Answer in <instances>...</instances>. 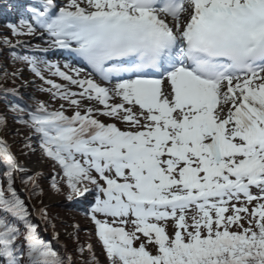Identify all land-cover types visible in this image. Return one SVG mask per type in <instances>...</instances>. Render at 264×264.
I'll use <instances>...</instances> for the list:
<instances>
[{"label":"rangeland","instance_id":"obj_1","mask_svg":"<svg viewBox=\"0 0 264 264\" xmlns=\"http://www.w3.org/2000/svg\"><path fill=\"white\" fill-rule=\"evenodd\" d=\"M61 2L60 0H58ZM76 0H65L61 4L66 6L74 5ZM23 28L30 27V29L26 30V36L24 33H20L18 35H11V28L8 26H0V36L3 39H10L9 45H12L13 48L21 49L22 55H24V61L14 62L6 61L4 56L5 53L3 50L5 47L0 44V58L2 59V67L6 70L8 77L6 79H0V89L4 86L8 85V80L12 82L14 85L12 93H20L24 95H29L30 97L36 96L34 94V86L38 81V78H34L35 72L40 71L43 75H50L54 84L57 85V92H63L66 98L71 97L77 105L82 106L83 108L78 112L74 106H65L62 102H57L55 99H52V95L48 92L42 91L39 93V98L46 102L47 104H51V102H57L58 107L65 108L67 111L65 112V116L72 117L76 114H82L89 110H94L98 114V119L103 124L114 123L119 126L123 130H130L134 132H139L141 129H146L144 133L146 134V138H150L151 134L155 131V127L137 124L136 120H134L133 116L129 114L122 113V111L127 110L125 113L129 111H133L134 107L132 104L128 102L126 99L117 98V103L120 104V111L116 110L114 112H104L103 108L100 106L99 102L95 99L93 91L85 87H81L80 84H71L68 81H65L62 78L60 71L53 65L48 66L45 61L49 62H57V67L65 70L66 73L71 74L73 77H77L79 79L85 80L86 75L81 73L76 66H65L62 63H59L58 59H54L53 57H45L37 53V50L48 49L47 44L40 42L39 32L38 30L30 25H22ZM35 56V59L33 58ZM31 66L28 69V64ZM54 69L59 73H55ZM44 81V80H43ZM45 82V81H44ZM89 86V83L87 84ZM38 93V92H36ZM230 102L226 106V110L229 114H233L237 108L243 107L241 105L231 104ZM114 106V104H113ZM112 107V103L109 108ZM106 109V108H105ZM254 114H259L261 112V108L255 105V108L252 109ZM123 114V115H121ZM6 123L2 126L0 137H2L5 143L8 145L15 161L17 162V167L20 168V171L23 174H28L38 179V184L40 189L38 190V195L36 196L35 202L41 205L43 208H46L48 212L54 214L53 220L55 225V233L57 236L64 242H67L70 245V248L75 247L80 248L81 253L77 254L78 258H86L93 257L98 261L102 260L103 264L105 260L103 258V254L100 248H98L97 243L94 241L91 231V221L87 218H83L76 213H73L69 210L65 200L63 198L64 190H56L52 188L51 183L48 181L51 178V174H53L51 169L47 166V163L39 153L36 145L33 141V135L30 131H28L22 125H18L16 120L11 116H5ZM147 116L144 117L143 120H146ZM174 120L177 123L181 122V118L174 117ZM245 125L249 128L250 132H253L252 136L259 137L260 139H264V131L257 127V125L252 124L250 119L247 116L243 117ZM164 127H168L172 137L167 140V142L163 146V153H159V157L161 162L165 157H167V150L169 146H171L174 142L183 145L184 142H187L185 138L179 137L180 130L175 127L173 121H168ZM173 128L175 130H173ZM204 135H201L200 143L203 145V149L206 145H209L210 140H205L206 130H202ZM94 139L106 143L102 138H105L106 133L102 132L97 136V131L91 130L90 134ZM243 132H240V137L237 135V139H235L234 143L236 146L242 145L246 146V139L243 138ZM235 135H233L234 137ZM148 144H153V141H149ZM190 145L192 143H189ZM255 148V155L258 156L261 163L264 165V144L257 145ZM241 152V150H239ZM189 152L186 154L188 155ZM76 156L79 158L80 162L83 166H87L86 164V156L83 152H76ZM108 160V157L105 159ZM244 160V157L241 153H236L231 157L226 159L227 165H237L239 161ZM100 160L93 161L97 164ZM218 160H215V162ZM184 159L181 161H173L172 167H175V171L177 174V179L182 178V169L184 166ZM165 166L163 165V170ZM166 169V168H165ZM20 172V173H21ZM223 172V174H222ZM109 178H116V174L111 169L109 172L105 173ZM97 175L98 174H94ZM159 174L155 183L152 185L151 191L148 189L144 191L145 194L152 195L154 198L166 196L162 192L161 189L157 188V180L160 177ZM227 175L228 177H234L235 175H228L227 169L222 171H217L216 174H210L208 177L213 178L212 180L218 181L221 184V187H227L224 189L223 193L225 197L223 200L213 197L207 199L206 203H198L194 200L186 201L185 198H178L177 201L173 202L171 199H168L167 202L161 207H144V206H131L126 202L119 199L120 196H117L112 200L107 196V194L102 195V199L105 202L112 200L113 207L109 210V213L105 215L106 219L109 222H116L122 225V227L132 228L130 226L134 225H146L153 226L157 224L163 230V237L166 241L170 238L169 235H173V233H179L182 235L183 239H188V234L197 236H205L210 230H216L217 232L221 231L222 228L227 233H232L235 231H246L247 228H252L258 222V218L254 215L255 211L251 210V206L256 205V201H260L257 206L259 212H264V183L260 185H251L244 184L241 186V193L238 191H234L233 186L230 187L229 182H223V176ZM166 183L172 184L175 179L172 177L166 178ZM103 183V181H99ZM178 185V184H177ZM149 185L142 184V188L144 189ZM155 187V188H154ZM240 188V187H239ZM178 192L183 193V190L179 187ZM174 194V195H175ZM203 194V193H202ZM200 194V196L202 195ZM211 194V193H210ZM75 197L85 195V190L74 193ZM172 196V195H171ZM193 196V195H192ZM248 198H253L252 202L248 201ZM81 199V198H80ZM137 203V201H135ZM226 213V220L224 211ZM165 213V214H163ZM254 214V215H253ZM57 225V226H56ZM91 226V227H90ZM151 227V228H153ZM155 233L159 236V232ZM210 229V230H209ZM134 237V232L131 233ZM72 245V246H71Z\"/></svg>","mask_w":264,"mask_h":264},{"label":"trees","instance_id":"obj_2","mask_svg":"<svg viewBox=\"0 0 264 264\" xmlns=\"http://www.w3.org/2000/svg\"><path fill=\"white\" fill-rule=\"evenodd\" d=\"M5 77L0 64V79ZM34 112L28 109L20 99L13 101L5 94L0 93V128L6 123L5 116H11L18 125L32 131L38 138L36 128L38 121L33 118ZM41 141V140H39ZM3 160L0 158V264H68L63 248L57 242H52V226L54 214L48 210H42L41 217L45 228L34 218L27 200L35 201L40 189L38 179L31 175L23 174L18 180V185L25 188L29 193L27 199L19 191L16 184L10 153L2 149ZM56 171L53 181V189L59 190L58 186H66L67 193L63 196L66 200L73 190L70 186L68 174L54 163L52 167ZM59 178L64 181L61 182ZM57 226V225H56ZM254 239L249 243L246 240L228 238L223 240L216 237L212 242L201 241L194 245L191 250H184L178 246H168L158 250L155 254L146 251L144 247H138L126 257L123 254H114L115 243L111 250L105 252L106 264H264V226L257 233L252 234ZM216 239V240H215ZM261 239V240H259ZM215 241V242H213ZM72 246V245H71ZM80 248H70L73 259L72 264H103L93 257L78 258ZM143 260V261H142Z\"/></svg>","mask_w":264,"mask_h":264},{"label":"bare ground","instance_id":"obj_3","mask_svg":"<svg viewBox=\"0 0 264 264\" xmlns=\"http://www.w3.org/2000/svg\"><path fill=\"white\" fill-rule=\"evenodd\" d=\"M86 6L89 8L88 10L91 12H100L102 10L106 9H118L120 6H122L121 3H117L114 0H110L107 3L101 1V0H86ZM39 24H42V30H45L44 34L42 35L44 39H48L49 46L52 48H55L58 50L57 47L63 48V43L56 42V39L54 36H51L48 31L44 28L43 22L39 21ZM262 75V74H261ZM160 82V83H159ZM159 82H149V81H139L134 80L130 83H124L122 86V89H125L129 91L132 96L133 100H136L138 96L142 95L143 92L146 89L152 88L154 89L158 94V105L156 109H158L160 117H164L166 114L169 116H174L178 112L177 110H173V108L176 106V104H180L182 102L181 92L188 87V85H191L193 88L198 90H207V89H218L220 92H226L229 90H232L233 85H237V80L235 77H229L223 82H216L215 84L206 82L202 79L198 78H192L191 76H187L184 72H177L170 74L168 78L165 81H159ZM260 86H264V79L259 83ZM235 90V89H234ZM249 88H241L239 93L235 94L233 96L235 104H239L238 98L242 94L243 91H249ZM259 92L258 91H252L249 93H244L242 95H245L246 99H251L255 97ZM232 97H227L220 106L219 111V121H220V127L221 126H227V128L230 130L234 129L232 124L240 122L242 119L238 116V114H229L226 111L225 106L227 103L231 100H233ZM243 99V98H242ZM244 100V99H243ZM260 101V100H258ZM257 101V102H258ZM200 102V101H198ZM262 107L264 108V102H262ZM191 107H194L192 105ZM195 108V107H194ZM246 110L241 111L240 113H244L246 111H249V116H252L251 108H245ZM182 110V109H180ZM242 116V115H241ZM240 120V121H239ZM263 120V117L260 122ZM255 121V120H253Z\"/></svg>","mask_w":264,"mask_h":264}]
</instances>
